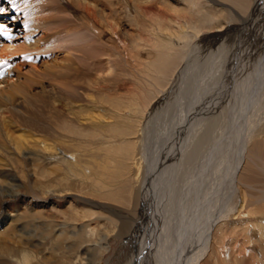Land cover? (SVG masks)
Masks as SVG:
<instances>
[{
	"label": "rangeland",
	"instance_id": "obj_1",
	"mask_svg": "<svg viewBox=\"0 0 264 264\" xmlns=\"http://www.w3.org/2000/svg\"><path fill=\"white\" fill-rule=\"evenodd\" d=\"M92 1L99 3L105 11L100 12L105 14L104 20L97 19L100 27L109 31L107 16L114 21L106 9L110 7L109 3L107 0ZM113 1H117L115 5L118 2L120 6L124 5L113 14L119 23L118 35L127 41L124 47L101 40L97 29L88 38L81 41L75 38L74 41L71 32H75V28L85 31L84 24L63 6L46 7L40 12L43 20L35 26L39 30L28 34L26 42L32 43L43 29L47 30L48 38L42 39L38 50L19 58L25 61L19 79L11 81L5 88L0 87V123L7 121L2 128L3 135H0V158L12 168L16 180L43 197L44 202L3 194L0 198L10 199L6 204L7 212L22 216L24 226L30 229L38 223L52 225L51 219L54 224L68 221V211L62 213L61 210H66L69 205L76 206L81 213L89 205L95 212L90 218L64 226L62 230L72 237H60L59 247L52 245L55 239L49 235L51 241L42 246L47 264H60L68 259L75 261L79 257L82 264H133L138 254L137 245L142 240L147 245H144L143 253L147 261L140 264H184L192 256L206 260V241L210 242L226 211H232L236 205L232 193L243 187L248 195H264L263 180L257 178V173L264 172V8H256V0H252L247 14L256 9V16L244 24L224 6L198 0L201 5L203 2L209 4L214 16L217 14L224 19L223 15H232L233 19L224 21L226 27L219 35L208 29L198 33L190 29L191 35L174 51L170 50L175 53L167 58L166 68L169 66V69L161 68L165 71L161 74L153 72L146 64L137 65L128 58L126 51L137 42L144 47L139 34L147 39L149 31L159 27V14L164 23L169 22L176 18L172 8L184 7L188 2L167 0L156 3L154 13L144 18L136 12L133 15L132 5L131 8L126 6L124 0ZM222 9L225 10L221 12ZM12 15L17 16L16 13ZM74 47L78 49L74 50ZM190 53L197 57L186 64ZM181 70L182 74L176 78ZM218 86L221 87L216 90ZM129 103H135L136 109L126 108ZM182 119L187 123L185 128ZM180 128L184 129L181 131ZM22 134L31 145L30 150L26 146L24 151L39 157L32 156L28 161L20 157L23 153L15 147L14 137ZM35 139L53 145L57 141L66 154L78 152V158L66 155L65 159L55 162L56 159L47 155L45 162L40 158L43 145L37 144ZM126 143H132V155L141 158L140 166L133 163L131 155L125 159L129 166L125 171V182L136 179V188L141 187L143 193L119 205L107 199V192L115 191L125 183L110 179V174L117 173L116 159H123L125 150L114 152L112 147L126 146ZM157 155L160 160L165 159V164L160 162L162 169L159 168L151 179L147 176V185L141 186L147 163L153 164ZM255 157L260 161L261 169L257 168L253 182L248 176V165ZM106 164L112 166L114 172L109 170L111 172L107 173ZM3 169L0 166V172ZM36 183L46 191L56 192L55 197L47 200L41 190L33 189ZM247 187L249 190L245 189ZM99 188L104 193L97 192ZM196 199L205 204L194 211L193 222L187 227L183 224L184 212ZM94 202L107 207L112 205L126 216L118 217ZM38 205L43 207L40 215L28 209ZM150 210L154 217L148 215ZM140 216L143 220L138 228L135 219ZM124 221L125 229H122ZM83 223H89L94 232L79 230ZM144 226H151L146 238ZM181 226L187 228L188 234L192 227L194 234L188 238L180 237L178 229ZM58 234L61 232H55L54 236ZM153 241L155 247L158 245L156 250L148 247ZM76 250H79V257H72ZM18 260L19 256H16L15 261L8 264H21Z\"/></svg>",
	"mask_w": 264,
	"mask_h": 264
},
{
	"label": "bare ground",
	"instance_id": "obj_2",
	"mask_svg": "<svg viewBox=\"0 0 264 264\" xmlns=\"http://www.w3.org/2000/svg\"><path fill=\"white\" fill-rule=\"evenodd\" d=\"M124 1L127 3L126 6L129 5V7H130V5H132V8L130 7L131 9L134 10V11H131L132 14L134 12H136L137 15L144 16V18L146 16L150 15L151 13H154L153 11H155V8L157 6L156 3L168 2L167 0H124ZM184 1L188 2L184 7H173L172 8L176 13L175 19H170L169 22L164 23L163 17L161 16V14H159L158 15L159 17L157 16V18H159L158 19V23H159L158 26L159 27L151 29V31H149L150 36L149 37L147 36V39H146V36H144L143 34H139L141 41L144 43V47L140 46L141 42L140 43L137 42L136 46L131 48L129 51L128 50L126 51L128 58L133 59L137 65L138 64H146L147 67H149V69H151L153 72H155V73L160 72L161 74H163L165 71L161 70V68L165 69V70L169 69V66H168V68H166V66H167L166 63L168 60L167 58L172 56L171 53H175V52H172L170 50L174 51V49L176 48L177 45L180 46V44H181L180 42L184 41L188 36L191 35V33H189L190 29L196 33L201 32L202 29H208V30L213 31L214 33H218V35H219V34L223 33L222 31L226 27L224 21L232 20L234 15L238 16V18L244 24L251 21V19H254L256 16L255 15L256 9L255 10L253 9L250 14H247L249 11L248 8H249L252 0H209L211 2H214L217 5L219 4L221 6H224L225 9L229 10L230 14H233V16L232 15H223L224 19L217 16V14H215V16H214V13H213L211 7H208L209 4H205V2H203L201 5L200 3H198V0H184ZM260 1H262V2L259 4ZM107 2L109 3L110 7H108V8L106 7V9L109 10L112 18L114 19V21H112V19H110L108 16L106 18L107 22L109 23V27L107 28L109 31L103 30L99 25V22H98L99 20L97 19L100 17L101 18L100 20L103 21L105 14L102 15L100 12H102V11L105 12V11L101 10L102 8L100 7L99 3H95V1H92V0H23L22 2H17L16 0H2V1H0V9H3V11H0V16L2 17L3 21L8 24V29L13 32L12 38H10L8 40H3L0 42V61H8V62L12 63V66L10 68H8L6 71H4L0 74V87L5 88L9 85V83L11 81H17L19 79V75L22 71V65H23V61H24V60H22L23 58L20 60H19V58L23 57V55H27L32 50H38L39 47L42 46L40 43L43 40L48 38V34L46 33L47 30L41 29L42 31H41L40 36L33 39L34 41L32 43L26 42V37L29 36L28 34L35 32V31L37 32L36 29L39 30V28H36L35 26L39 25L42 22L43 17H41L42 15L40 16L39 14H41L40 12L46 7L51 6L52 7L51 9H53L55 6H60V7L63 6L62 8L72 12L74 17L78 16L79 18L82 19L85 31L77 30V28L73 29L75 32H71L72 33L71 37L74 38L73 39L74 41L76 39L81 41V40H84V38H88L91 35V32L95 33V30L97 29V35L99 36V38L101 40H103V41L106 40V41H108V43H111V44L115 43L117 46H120V47L126 46L127 41H125V39H123L122 36H121L122 37L121 38L120 35H118L117 28L119 27L118 26L119 23L116 22L115 15L113 16V14H115L114 12L119 11L120 9H123L124 5L120 6L119 5L120 2H118V5H115V4H117V1L114 2L113 0H107ZM256 4H257L256 8H259L261 6H263V8H264V1L263 0H256ZM225 9H222L221 12H223V10H225ZM14 13H16L17 16L12 15ZM96 13H99V14H96ZM138 18L141 19V17H138ZM142 20H144V19L142 18ZM141 24L139 22V25H141ZM139 25H138V27H139ZM68 28H70V27H68ZM143 30H145V29H143ZM165 30H170V31H169V33L165 34L164 33ZM86 31L89 32L88 35H87ZM145 31H147V30H145ZM31 35H34V34H31ZM73 40H70V42H74ZM93 40H95V39H93ZM76 42H74V43H76ZM44 43H45V41H44ZM61 43H62V41H61ZM76 45L78 46V48H80V47L83 48V46H81V45L80 46L78 44H76ZM86 45H87V43H86ZM65 47L66 46H64V48ZM76 47H74V50L78 49ZM177 54H179V53H177ZM196 57H197V55H195L194 53H190V55L186 61V64L188 61H192ZM173 58L174 57H172V59ZM152 71H151V73H152ZM179 72L180 73L178 74V76L176 78H178L179 75L182 74V70ZM218 87L216 90H219L221 86L219 88ZM134 100H135V98H134ZM135 101L139 102L140 100H139V98H137ZM125 106H126V108L131 109L132 111L134 109H136L135 103H129ZM183 111H185V110H183ZM186 112H187V110H186ZM179 113L181 114L180 110H179ZM210 115H212V113ZM202 118H204V117H202ZM204 119H206V118H204ZM6 124H7L6 120H4L3 122L0 123V135L1 134L3 135L2 128L5 127ZM181 124H184V128H185L187 123L185 120L182 119ZM183 129L180 128L181 131ZM6 133L9 134V128L6 129ZM26 138H27V136H25L23 134H22V136H15L14 137V144H15V147L24 154V155L22 154L20 157L25 158L28 161L29 159H31L32 156H34V157H39V156H36L35 155L36 153H30V152L24 151V148L27 149L26 146H28V150L31 149V145H30L29 141L27 142ZM179 140H180V138H179ZM35 142L37 144L42 143L43 146L41 149H44V152L42 155H40V158L45 162L47 160V155H50L51 158L56 159L55 162H60L61 159H65L66 155L68 157H71V158H78V155H77L78 152L66 154L58 146L57 141H55V145L49 144L46 140H40V139H35ZM119 147H120V145L115 146L114 148L112 147V149L114 150V152H116L118 149H119V151L125 150V152L123 151L125 153L124 158L119 160L120 163L116 159V166H117L116 169L117 170L115 169V171L117 173H114L112 175L110 174V179L113 181L121 180L120 182L124 183L126 181L125 180L126 178L124 177L125 171L126 170L128 171V167H129L125 159H127V157H129L131 155L132 156L131 158L133 159V163H136L139 165L138 161L140 160L141 157L138 158L136 155H132L134 153L132 143H126V146L123 145L122 147H120L121 149ZM260 148H261V146L259 148H257V150L259 151ZM168 155H169V153H168ZM170 155H169V157H170ZM164 160H160L158 158V155H157L153 164H150L149 162L147 163L148 167H147V170L145 171L146 177H144V179L141 181L142 182L141 186L147 185V183H146L147 176H149L151 179V176L154 175L159 168H161L162 164L159 165V163L161 162V163L165 164ZM172 161H173V159H172ZM119 164H121L122 167L119 166ZM56 165H59V164L56 163ZM260 165H261V163H260V161L258 162V160H256V157L254 159H250V163L248 165V171L250 172V174L248 176L252 177V179L250 178V180H252L253 182H254L253 178L255 177L254 173L256 171L258 172V170L261 169ZM0 166L4 167V169L0 172V177L3 178V180H2L3 182L0 181V189H1L0 194H3L4 196L5 195L12 196V197L15 196V198L23 197L25 200L38 199L39 202H42V203L44 202V200L42 199L43 197L36 195L34 190H28L27 186L22 185L21 182L16 180L17 177L14 174V171L9 166V164H7V162H5L2 158H0ZM105 166H106V172L107 173L109 172V170H112L111 169L112 166H110L109 164H106ZM257 168H259V169L257 170ZM263 170L264 169H262V171ZM123 171H124V173L122 174ZM112 172H114V171L112 170ZM262 176L264 177V172L257 173V178L264 181V178H262ZM106 178H108V177H106ZM135 180L133 178H131V179L127 180L128 182H125L123 184V187L119 186V188H116L115 191L113 189H112L113 191L112 190L108 191L107 192V199L118 202L119 205H121V204L124 205L125 203L130 201L131 198H132L131 200H133L134 196L135 197L140 196L139 194H141L140 192H142V190L140 189L141 187H139V186H138L139 188H136L137 183H135ZM260 180H258V181H260ZM248 181H247V184H248ZM263 181H262V183H264ZM110 184H111V182H110ZM150 185H152V184H150ZM253 185H251V187H253ZM103 186H104V184H103ZM248 188L249 187H247L245 189H248ZM260 188H262V187L260 186ZM23 189H27V190H23ZM33 189L41 190L43 194H46L45 198L47 200L54 198L56 195V192H53L50 190L46 191L38 183H36V185L33 186ZM98 191H99V193H104V191H102L100 188L97 190V192ZM237 192L235 191L232 193L233 201L235 200L234 204L236 203V205L233 207L232 211H231V209L226 211L227 213L223 216V219L221 218L222 219V220H220L221 222L219 221L220 223L217 224V226L215 227V232L212 235V239H210V242H209V240L206 241L207 242L206 246H204L205 247L204 252L206 251V254L205 255L203 254V255L205 257L207 256V259L206 260L204 259L205 261L204 260L202 261L201 257L192 256L191 260H189V261L186 260L188 263L186 262L184 264H264V252H262V249H264V195L263 194L261 195V193L256 194V196L252 195V194L248 195L247 191H245L243 187H240V191L238 192V194H237ZM155 194H157V193H155ZM140 198H142V197H140ZM8 199H9L8 197L0 198V259H1L0 264L11 263L12 261H15L16 256H19L18 262L21 264H40V262H42L41 264H47V259H46L47 257H45V252H44V249L42 248L43 244L45 242L49 243V241H51V239L53 238L55 240H53L51 242L52 245L54 247H59L58 240L60 239V237H72V235H68L67 233H65L62 230L64 228V226H70L72 224H76L75 222L83 221L84 219L90 218V217L95 215V212L92 211V209L90 208L89 205L86 207V209L82 210V213L79 211V209L76 206L69 205L68 207H66L67 208L66 210H61L62 213L68 211L67 212V215L69 217L68 221H65L64 223L54 224V219H51L50 222L52 223V225L38 223L37 225H34L30 229V228H26L24 226V224H23L24 219L22 216H14L13 214L7 212L6 204L8 201H10V199L9 200ZM151 200H152V198H151ZM200 202H201V200L196 199L194 205L190 204V209L184 212L185 213L184 216H186V217L184 218L183 224L185 225V223H186L187 227L189 225H191L193 222V217H194V215H196V213L194 211L198 210V208H200L201 206H203L205 204V201H202L201 203ZM93 204L98 205L100 207H104L105 209H108V212H110L114 215H117L118 217L125 218V216H126V215H124V212L119 211L118 208H116V207L113 208L112 205H108V207H107V206L102 205L98 202H94ZM159 205H160V202H159ZM153 206H154V204H153ZM28 209L35 212L36 214H39V215L43 213L42 205H38L37 208L30 206ZM145 211H147V210H145ZM148 213H149L148 214L149 216H153V217L155 216L153 214V210L148 211ZM23 215H26L25 212H23ZM109 218H111V217H109ZM142 218L143 217L140 216L139 218L137 217L135 219L136 223L138 224V225L136 224V227L139 228V224H140V222H142L141 220H143ZM153 219H155V218H153ZM125 221H124V225H123L122 229H125V224H126ZM133 223L131 224V226H133V228H135V224H133ZM194 223H197V222H194ZM194 223H193V225H194ZM174 227H176V226H174ZM82 229L83 230L88 229L90 233L94 232V228L90 227L89 223L81 224L79 227V230L82 231ZM150 229H151V226L144 228L145 238L148 235ZM186 229L187 228L183 229V226H181V228L179 227L178 230L181 232V235H179L180 237H182L184 235L186 238H188L191 236L190 234H194L191 231L193 229L192 227H191V230L189 231L190 234H188L186 232L187 231ZM194 230L195 229H193V231ZM52 231H53V235H52ZM58 231H60L61 234H58L55 237L54 234H55V232L58 233ZM44 233L46 234V236ZM74 233H75V231L73 230V235H74ZM155 234H156V232H155ZM49 235L52 236L51 239H49ZM92 236H93V234H92ZM151 236H153V232H152ZM88 238L89 237H87L86 239L88 240ZM89 241H91V240H89ZM161 242H162V240H161ZM153 243H154V241L148 247H150V248L154 247V250L158 249V247H157L158 245L155 247L153 245ZM144 245H145V240H142V242H140L137 245L138 254H136L135 258L133 259V261L136 260L135 263H133V264H140V262L145 263L147 261L146 260V258H147L146 254H145V256L143 254V253H145V250H146L144 248ZM145 246H147V245H145ZM78 251L79 250H76L75 254H73L72 257L74 255L78 256V254H77ZM81 260H82L81 257H79L75 261H74V259H72V260L68 259V260H66L60 264H82ZM197 260H199V261H197Z\"/></svg>",
	"mask_w": 264,
	"mask_h": 264
},
{
	"label": "snow or ice",
	"instance_id": "obj_3",
	"mask_svg": "<svg viewBox=\"0 0 264 264\" xmlns=\"http://www.w3.org/2000/svg\"><path fill=\"white\" fill-rule=\"evenodd\" d=\"M0 11H3V9H0ZM0 34H7V32L5 31V26L0 24Z\"/></svg>",
	"mask_w": 264,
	"mask_h": 264
}]
</instances>
